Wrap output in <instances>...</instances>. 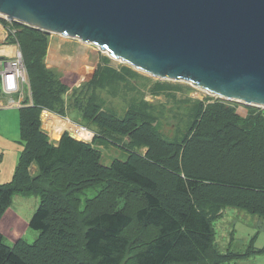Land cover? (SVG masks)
<instances>
[{"label": "trees", "instance_id": "16d2710c", "mask_svg": "<svg viewBox=\"0 0 264 264\" xmlns=\"http://www.w3.org/2000/svg\"><path fill=\"white\" fill-rule=\"evenodd\" d=\"M0 23L7 41L19 45L32 102L26 97L18 108L22 150L11 179L0 183V218L14 196L39 198L29 221L37 237L9 246L0 233V264H238L264 250L254 248L252 238L243 252L222 253L213 227L226 207L264 217V116L252 110L259 107L241 117L223 98L197 101L187 132L167 139L151 113L133 106L118 117L96 106L98 138L126 154L105 164L93 142L67 132L53 141L41 128V112H57L65 88L43 63L48 33L3 17ZM107 62L101 58L93 84L105 87L136 75ZM153 87L164 89L160 81ZM111 183L139 190L132 212L118 198L115 207L100 202ZM93 186H100L99 194L80 208L78 193ZM135 222L141 228L136 238L125 234ZM148 229L152 235L140 240Z\"/></svg>", "mask_w": 264, "mask_h": 264}, {"label": "water", "instance_id": "95a60500", "mask_svg": "<svg viewBox=\"0 0 264 264\" xmlns=\"http://www.w3.org/2000/svg\"><path fill=\"white\" fill-rule=\"evenodd\" d=\"M0 16L264 108V0H0Z\"/></svg>", "mask_w": 264, "mask_h": 264}, {"label": "rangeland", "instance_id": "374dc122", "mask_svg": "<svg viewBox=\"0 0 264 264\" xmlns=\"http://www.w3.org/2000/svg\"><path fill=\"white\" fill-rule=\"evenodd\" d=\"M48 35L43 63L45 69L53 75L54 79L60 80L65 85V88L60 96V105L57 107V112L43 111H47L62 119H68L77 126L87 129L91 133V137L82 141L93 142L100 150L105 164H109L114 158H124L126 154L120 145L104 143L98 138L100 131L92 122V117L95 114L93 108L96 106L103 113L118 117L124 116L129 109L135 106L146 113H151L155 118L153 125L159 133L167 139H173L175 137L180 138L183 133L187 132L193 114V103L202 101L204 104H208L218 100L217 97L211 96L187 82L161 80L142 71L134 70L127 63L109 58L106 53L101 52L95 45L57 34L48 33ZM102 57H107V65L117 71L122 72L123 68H129L137 76L131 74L124 81H114L105 87L93 84V74ZM157 81H160L164 87L163 90L158 92L153 87ZM56 89L58 90V88ZM0 92H2L1 86ZM0 96H2L4 101L6 100L2 93H0ZM22 96L23 98L27 96L26 89H24ZM29 103H32L30 97ZM229 103L236 107L241 117H245L250 112L249 107L246 108L240 102L229 100ZM7 109L11 110L10 116L12 111L18 112L17 107ZM2 110L4 109L0 111ZM252 110H254V114H262L264 116V108H252ZM43 111L40 117L41 128L49 135L51 140L55 141L54 137L64 132L71 134L68 129L60 132L52 131L51 127L46 125L43 119ZM251 114L253 113L251 112ZM9 118L12 120L11 117ZM5 121L6 118H3V126L0 129V132H2L0 133V148L4 152L3 160L0 159V179L2 176H6L4 172L10 168L9 153L14 154L15 152L12 150V152L8 153V143H11L14 148L17 147L13 136L14 127L5 124ZM7 131L10 134L8 138H10L11 142L6 140ZM141 152L143 153V151ZM12 174L10 178L8 176L9 180ZM99 192L100 186L82 189L78 193L80 208L84 207L87 200L95 199ZM101 195L100 202L102 199L106 203H113L115 205L110 204L113 207L116 206V198L124 200L128 210L131 212L141 201L137 188L116 183L108 184V187ZM20 197L22 198L23 196L19 195ZM30 199L31 204H34V197L31 196ZM118 206L120 207L119 204ZM213 227L215 231V246L222 253L227 252L228 249L237 253L243 252L248 246L249 239L254 236V248H264V217L250 214L237 207H226L222 215L214 221ZM139 228L140 225L135 222L130 225L129 230H126L125 234L128 235L131 232V236L136 238L135 232ZM151 229L144 231V236L139 239H142V241L147 240L152 235ZM33 240L30 239L27 242H32ZM6 243L9 246L13 244L12 241H7ZM245 264H264V250L247 259Z\"/></svg>", "mask_w": 264, "mask_h": 264}, {"label": "crops", "instance_id": "0c3cea01", "mask_svg": "<svg viewBox=\"0 0 264 264\" xmlns=\"http://www.w3.org/2000/svg\"><path fill=\"white\" fill-rule=\"evenodd\" d=\"M7 36H8L7 29L0 23V57L10 59L14 57L18 52H20V48H19V45L16 43H9L7 41ZM0 86L2 88V92L0 93H2L3 97H5L6 99L4 101L2 96H0V110L4 109L0 111V129L3 126L2 124L3 118H6L5 124L9 125L10 127L12 125L14 127L13 136H14V142H16V145H17V147H15L16 148L15 150V148L11 145V143H8L9 144L8 153L12 152V150H14L15 152L14 154L9 153L10 168L4 172L6 176H2V178L0 179V183H4V182L9 181L11 173H13L14 171L19 154L22 150V143L20 142L19 111L18 112L12 111L11 116H10L11 110L7 109V108H15V107H10L7 105L8 98L10 97L17 98L19 94L17 96V94L13 95V94L6 93L3 90V84H2L1 79H0ZM26 97H30V95L27 94V96H24L23 100H25ZM7 110H10V111H7ZM9 117H11L12 120H10ZM6 134H7L6 140L11 142L10 138H8L10 137V134L8 133V131ZM3 154L4 152L2 151V148H0V159L2 160H3ZM31 170L33 173H36L37 171L36 165H32ZM30 197L31 196H27V197L23 196L22 198L21 197L19 198V195L14 196L9 208L6 209L3 216L0 218V233L2 234L5 242L7 241L15 242L16 240L20 238L25 239L26 241H29L30 239H35L37 237L38 232L29 227V221L31 219L33 212L35 211V209L37 208L39 204V198L36 196H33L35 199V203L31 204ZM252 238H255V236ZM251 239H249V242ZM256 249H262V248H256ZM227 251H232V250L228 249ZM252 256H255V255H251L250 257ZM250 257H244V258L242 257V258L235 260V262L238 264H245L246 260L249 259Z\"/></svg>", "mask_w": 264, "mask_h": 264}, {"label": "built area", "instance_id": "2783aa9c", "mask_svg": "<svg viewBox=\"0 0 264 264\" xmlns=\"http://www.w3.org/2000/svg\"><path fill=\"white\" fill-rule=\"evenodd\" d=\"M0 79L2 80L3 90L6 93L13 95L17 94V96L19 94L17 98L15 97L8 98L7 105L10 107H17V108L23 106L24 100L22 93L24 92V89L27 90L28 95H30L31 92L29 91L26 68L22 59L21 52H18L14 57L10 59L9 58L0 59ZM247 107L250 106H246V108Z\"/></svg>", "mask_w": 264, "mask_h": 264}, {"label": "bare ground", "instance_id": "6f19581e", "mask_svg": "<svg viewBox=\"0 0 264 264\" xmlns=\"http://www.w3.org/2000/svg\"><path fill=\"white\" fill-rule=\"evenodd\" d=\"M43 112V119L46 122V125L51 127L52 131L60 132L68 129L71 134L78 139L87 140L91 137V133L87 129L77 126L76 124L70 122L68 119L59 118L58 116L53 115L47 111Z\"/></svg>", "mask_w": 264, "mask_h": 264}, {"label": "clouds", "instance_id": "9594fccd", "mask_svg": "<svg viewBox=\"0 0 264 264\" xmlns=\"http://www.w3.org/2000/svg\"><path fill=\"white\" fill-rule=\"evenodd\" d=\"M24 105H25V103H24ZM255 107V106H254ZM71 133V132H70ZM71 136V135H70ZM74 138V137H73ZM81 140H83V139H81Z\"/></svg>", "mask_w": 264, "mask_h": 264}]
</instances>
